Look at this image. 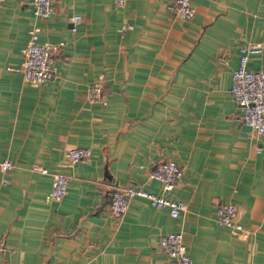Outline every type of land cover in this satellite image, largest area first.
<instances>
[{
	"label": "crops",
	"instance_id": "obj_1",
	"mask_svg": "<svg viewBox=\"0 0 264 264\" xmlns=\"http://www.w3.org/2000/svg\"><path fill=\"white\" fill-rule=\"evenodd\" d=\"M170 1L54 0L47 18L29 0L0 3V162L14 164L0 168V264H163L171 231L193 264H264V135L243 124L230 90L240 47L261 45L248 67L264 69V0H193L189 20ZM36 25L58 69L38 85L19 68ZM76 146L91 157L73 164ZM167 159L183 168L167 193L182 215L136 195L114 217L115 189L164 193L150 173ZM44 168L68 175L62 200ZM222 201L238 205L243 230L217 223Z\"/></svg>",
	"mask_w": 264,
	"mask_h": 264
},
{
	"label": "built area",
	"instance_id": "obj_2",
	"mask_svg": "<svg viewBox=\"0 0 264 264\" xmlns=\"http://www.w3.org/2000/svg\"><path fill=\"white\" fill-rule=\"evenodd\" d=\"M2 1L0 0V3ZM113 1L121 6L127 0ZM29 2L32 4L35 15L41 18L50 16L54 9V0H29ZM167 8L184 20L191 19L196 12L193 0H171L167 4ZM80 19V15L72 17L73 30H76L75 25L79 23ZM40 31L41 27L39 25L30 29L29 40L23 49V59L19 66L24 79L35 85L54 79L58 72L51 45L38 41ZM261 50V45H244L240 47V62L234 70L230 89L234 101L242 109L243 124L258 137L264 135V69H250L248 62L250 54L259 53ZM87 96L94 103L103 101L104 90L101 79L94 80L89 85ZM91 155V149L87 146H76L68 150L69 159L73 164L87 160ZM13 166V162L8 158L0 162V168L3 172L12 169ZM42 172L51 173L53 176L50 197L55 201L62 200L67 192L68 175L61 171L51 172L47 168L42 169ZM183 173V168L175 160L162 161L156 169L151 171L150 177L162 183L164 193L151 192L141 184H131L115 189L111 193L109 204L112 215L116 218L122 217L127 211L129 200L133 196L139 195L149 199L156 208H167L172 217H180L186 210V203L169 197L167 193L175 189ZM4 182L7 183V180ZM240 214L241 210L236 203L222 201L216 207L215 218L220 225L233 226L243 230L244 225L238 220ZM159 244L165 255L163 264H193L183 231L163 233L159 238Z\"/></svg>",
	"mask_w": 264,
	"mask_h": 264
}]
</instances>
